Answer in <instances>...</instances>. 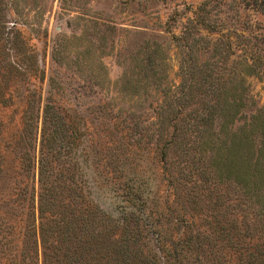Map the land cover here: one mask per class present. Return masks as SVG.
I'll use <instances>...</instances> for the list:
<instances>
[{
	"label": "rangeland",
	"instance_id": "obj_1",
	"mask_svg": "<svg viewBox=\"0 0 264 264\" xmlns=\"http://www.w3.org/2000/svg\"><path fill=\"white\" fill-rule=\"evenodd\" d=\"M49 95L77 136L51 143L54 181L134 213L131 264H264V182L231 160L264 167V0H0V190L30 188L24 112Z\"/></svg>",
	"mask_w": 264,
	"mask_h": 264
},
{
	"label": "trees",
	"instance_id": "obj_2",
	"mask_svg": "<svg viewBox=\"0 0 264 264\" xmlns=\"http://www.w3.org/2000/svg\"><path fill=\"white\" fill-rule=\"evenodd\" d=\"M182 83L179 100L189 98L194 86L188 80ZM213 86L211 83L210 87ZM220 99L222 102L221 96L211 97L203 107L207 110L206 116L198 115L197 122L204 126L207 120L211 122L221 117ZM56 101L55 96L49 95L41 112L35 116L33 112H24L21 140L28 149L23 152L21 162L31 185L13 192L0 190V264H131L132 250L142 253L132 228L142 224L133 223L134 213L125 207L105 208L95 200V193H84L78 188L65 191L54 181L57 178H53L51 169L56 151L51 143L57 138L66 143L77 137L70 134L68 138V134L63 133L69 117L75 119L62 110L64 114ZM39 120L41 136L37 145L32 134ZM174 121L176 124L172 125L167 144L177 141L179 136V124ZM251 144L252 138L245 130L232 134L226 160L239 157ZM231 160L238 168L240 179L248 182L257 177V183L264 182V167L260 161L247 156H240L237 162ZM259 191L264 192V188ZM149 258L155 264L154 257L148 255V261ZM184 263L185 258H180L179 264ZM134 264L140 263L134 261Z\"/></svg>",
	"mask_w": 264,
	"mask_h": 264
}]
</instances>
